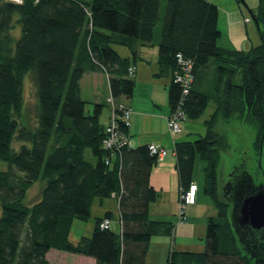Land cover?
Segmentation results:
<instances>
[{
	"label": "trees",
	"instance_id": "obj_1",
	"mask_svg": "<svg viewBox=\"0 0 264 264\" xmlns=\"http://www.w3.org/2000/svg\"><path fill=\"white\" fill-rule=\"evenodd\" d=\"M162 2L0 0V160L8 165L0 170V264H50L46 254L51 249L90 256L95 264H144L150 238L172 233L173 223L148 214L156 199L149 178L158 158L149 144L104 148L109 120L100 121L99 104L86 113L89 102L80 87L85 73L103 70L114 102L130 97L133 67L113 46L131 47L134 54L136 45L154 43L156 29L160 73L167 70L171 76V111L180 103L187 118L197 119L210 99L215 102L203 121L204 133L174 144L180 188L194 182L196 156L205 162L202 187L216 208L206 221L205 248L172 249L165 264H252L231 224L234 191L245 188L241 161L219 179L221 152L229 143L217 126L237 118L254 127L257 154L264 145V29L262 42L246 50L220 47L217 5L165 0L162 10ZM251 13L264 23V0ZM179 57L192 65L184 95L175 81L182 73ZM209 69L213 82L208 90ZM28 72L36 110L32 122L19 125L17 118L25 121L28 115L22 85ZM120 127L127 134L128 126ZM38 179L45 184L26 204V192ZM111 197L117 200L120 232L100 227L103 218H111L106 213L96 218L90 237L70 241L73 221L90 216L95 198Z\"/></svg>",
	"mask_w": 264,
	"mask_h": 264
},
{
	"label": "crops",
	"instance_id": "obj_2",
	"mask_svg": "<svg viewBox=\"0 0 264 264\" xmlns=\"http://www.w3.org/2000/svg\"><path fill=\"white\" fill-rule=\"evenodd\" d=\"M209 1L217 5L218 10L223 4H230L229 0H224L221 2L222 4L216 0ZM222 36L221 31L217 45L224 48L230 47V42L228 40L225 41ZM158 41L159 29H156L154 43L152 45H136L134 54H132L131 47L124 45L113 46L121 57L129 59V66L134 69L132 74L134 87L131 96L119 98L120 101L129 105L132 109L127 128L128 147L135 148L154 143L167 149V155L151 169L149 181L156 191V199L149 204L148 214L152 219L173 223L174 229L170 235H154L150 238L144 264H165L168 253L172 249L180 251L204 250L203 239L206 233V221L209 216L215 213L212 199L204 193L203 187L200 189L194 181L198 187L195 203L187 206L186 223H177L176 213L180 184L176 170L174 144L178 140H187L188 133L193 131L191 129L195 126L189 125V130H187L185 125L183 130L173 138L170 137L167 131L166 116L171 111L169 102L171 76L167 70L164 73H160V66L157 61ZM207 72L208 74L204 78L206 89L210 88L213 82L212 69ZM80 87L81 97L84 100L86 89L90 90V95L93 98H91V101L85 100L90 105L106 104L105 99L110 95V88L108 75L105 71L97 70L85 73L80 80ZM102 114L103 106L99 118H103V121H100L105 124L110 114L108 107L103 117ZM105 202H108L107 206H105ZM106 213L111 214L109 227L115 232H120L117 200L111 197L107 198V201L96 199V201L92 202L90 215L93 217L88 225L84 226V235L81 236L91 233L96 218L104 217ZM52 257L55 260L54 264H95V260L90 256L61 250H55L52 254L48 251L46 258L50 264Z\"/></svg>",
	"mask_w": 264,
	"mask_h": 264
},
{
	"label": "rangeland",
	"instance_id": "obj_3",
	"mask_svg": "<svg viewBox=\"0 0 264 264\" xmlns=\"http://www.w3.org/2000/svg\"><path fill=\"white\" fill-rule=\"evenodd\" d=\"M84 1H90V0H84ZM164 1L165 0H163L162 2V7H161L162 10L164 8L163 6ZM216 1L221 3L224 0H216ZM229 1H230V4L228 5L223 4L219 8V12H218L219 13L218 14L219 16L218 27L222 31V34H223L222 38L225 41L228 40L230 42L229 43L230 47H226V48H236V49L246 50L250 48L251 46L260 44L263 40L260 35V30L262 31L264 29V23L260 19L259 21L256 22L251 13V12H254V13L257 12L260 0H242V1L240 0L239 2L236 0H229ZM246 18L248 19L247 21H246ZM230 22L232 23L229 24ZM19 30H20V27L19 25L16 24V28H15L16 34H19ZM133 71L134 69L132 68V71H129V73H133ZM30 77H32V79ZM237 79L239 80V76L237 77ZM32 82H33V76L31 72H28L24 76L23 83H22V85L24 84L23 85L24 106H25V109L27 110L28 115L27 117H25V121L22 118H19V117L17 118L19 125H26L28 124L26 121L28 122L33 121L32 116L35 114V110H36V106H35L36 97L34 96L35 92L33 91L34 85H32ZM86 90L87 91H86V95H84V98L87 101H91V98L93 97L90 95V90L88 88ZM113 101L114 99H112L110 95L105 99L106 104H102L103 106L102 117L105 115L107 107H108V110L110 111L108 120L111 119V115L113 114L112 113L113 109H115L116 111H121L122 113L125 107H128L130 108V113L132 112V109L129 105H126L122 101L116 103L117 105H115V102ZM120 103L124 104L125 106L124 105L122 107L119 106ZM214 107H215V102L212 99H210L208 101V105L205 111L203 112V114L197 119H189V118L187 119L186 117V119L182 120L181 123L179 124L178 130H176L177 132L172 131L168 128L170 117L169 115H167L166 116V127H167L168 133L170 134V137L173 138L175 135L180 133L185 127V125L187 127V130H189V127H190L189 125H191L195 127L191 129L193 131H190V133H188L186 137L187 140H194L198 138V136L202 135L205 130L203 121L206 118H208V116L213 111ZM85 111L86 113L87 112L92 113L94 111V105L93 104L90 105V103H88L86 105ZM118 114H120V112ZM115 116L117 117L118 115L115 114ZM100 120L103 121V118L100 117ZM217 130L221 134H224L227 142L229 143L228 148L221 152V161H220V165L218 168L219 179H222V181L225 180L227 178V174L229 173V171L232 169L234 165H236L241 160L242 156H247L248 157L247 167L253 177L254 182L256 184H260L261 182H264V145L260 146L258 154L253 149L252 143L255 139V134H256L254 127L251 124L240 121L237 118H232L228 122L223 121L220 124H218ZM17 144L18 143H16L15 141L14 146ZM14 146L12 145L14 149L18 148V145L15 146L16 148ZM166 152H167V149H166ZM204 165H205V162L199 156H196L192 178H193V181H195L198 184L200 189L203 185ZM7 167H8L7 163L3 160H0V170H4ZM44 184H45V181L42 179H38L32 184V186L26 192V197H25L26 204H30V202H33L38 198V193L40 189L44 186ZM179 195H180V191L178 194V207H177V213H176L177 218H178V215L181 209L184 210L185 216H186V210H187V206L184 207L182 203L180 202L181 199ZM96 199L97 198H95L94 201H96ZM103 200L107 201V198ZM107 203L108 202H105V206H107ZM215 212H216V208H215ZM92 217L93 216L90 215L85 220L75 219L73 221L71 225V229H70V237H69L70 241L75 243L77 242V240L79 239L81 235H84L83 234L84 226L88 225V223L92 220ZM177 223L181 224L182 222L181 223L177 222ZM184 223H186V221ZM91 234H92V231L91 233H88V235H85V236L90 237ZM203 242H204V239H203ZM53 251H55V249H51L50 253L52 254ZM54 261L55 260L52 257L51 264H54Z\"/></svg>",
	"mask_w": 264,
	"mask_h": 264
},
{
	"label": "water",
	"instance_id": "obj_4",
	"mask_svg": "<svg viewBox=\"0 0 264 264\" xmlns=\"http://www.w3.org/2000/svg\"><path fill=\"white\" fill-rule=\"evenodd\" d=\"M240 161L244 174L241 182L245 188L239 193L234 191L231 224L252 264H264V182H254L247 167V156H242Z\"/></svg>",
	"mask_w": 264,
	"mask_h": 264
},
{
	"label": "built area",
	"instance_id": "obj_5",
	"mask_svg": "<svg viewBox=\"0 0 264 264\" xmlns=\"http://www.w3.org/2000/svg\"><path fill=\"white\" fill-rule=\"evenodd\" d=\"M18 1V0H17ZM248 19L246 18V21ZM179 65L182 69L181 74H176L175 81L179 82L183 89V95L187 93L189 85L192 81V74L190 73L191 64L189 62H183L182 59L179 57ZM129 71H132V68L129 69ZM114 102V101H113ZM182 103V99H181ZM115 105L116 102H115ZM124 104L120 103L119 106H123ZM125 106V105H124ZM182 105L179 103L175 110H172L168 115L170 117L169 121V129L172 131H176L179 128V124L182 120L186 119V112L181 107ZM120 112V114H118ZM111 115V119L108 122V125L106 126L104 130V139H103V146L107 149H116L123 147L125 145H129V137L127 134L123 133V131L120 129V124H124L125 126H128V119L130 114V108L125 107L124 111L121 113V111H116L113 109ZM118 115L117 117L115 116ZM177 132V131H176ZM149 150L152 155H156L158 160H161L166 155V149L158 144L150 143L149 144ZM196 190H197V184L192 182L188 185L187 188H180V202L184 207L191 205L195 203L196 200ZM186 221V216L184 214V210L181 209L177 218V222L184 223ZM110 225V219L109 218H103V220L100 223L101 228H108Z\"/></svg>",
	"mask_w": 264,
	"mask_h": 264
}]
</instances>
